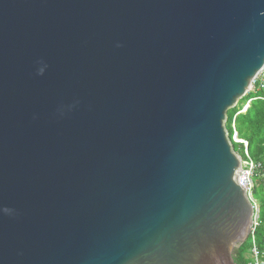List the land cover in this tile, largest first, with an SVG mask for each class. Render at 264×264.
Instances as JSON below:
<instances>
[{
	"label": "water",
	"instance_id": "95a60500",
	"mask_svg": "<svg viewBox=\"0 0 264 264\" xmlns=\"http://www.w3.org/2000/svg\"><path fill=\"white\" fill-rule=\"evenodd\" d=\"M263 69L264 0H0V264H236Z\"/></svg>",
	"mask_w": 264,
	"mask_h": 264
},
{
	"label": "trees",
	"instance_id": "16d2710c",
	"mask_svg": "<svg viewBox=\"0 0 264 264\" xmlns=\"http://www.w3.org/2000/svg\"><path fill=\"white\" fill-rule=\"evenodd\" d=\"M262 85L263 82L260 79L255 82L253 92L240 101L235 109L228 112L226 124L234 151L241 152L244 157V146L233 142L235 130L238 140L248 144L249 157L258 167L253 177L252 191V199L259 209L258 226L254 235L235 253L236 264H249L251 239L254 240L260 253L264 254V88ZM246 106L248 109L243 113Z\"/></svg>",
	"mask_w": 264,
	"mask_h": 264
},
{
	"label": "built area",
	"instance_id": "2783aa9c",
	"mask_svg": "<svg viewBox=\"0 0 264 264\" xmlns=\"http://www.w3.org/2000/svg\"><path fill=\"white\" fill-rule=\"evenodd\" d=\"M260 81L263 82L262 88H264V69L259 75ZM257 165L253 162L245 163L244 168L242 170V174L239 177V183L241 187L246 191V193L251 197V192L253 188L252 178L254 176L255 170L257 169ZM258 219L254 220V225L252 228V232L250 234V237L254 235L255 229L258 226ZM249 237V239H250ZM251 248L250 253L248 256V260H250L249 264H264V254L260 253V250L256 246L253 239H251Z\"/></svg>",
	"mask_w": 264,
	"mask_h": 264
},
{
	"label": "clouds",
	"instance_id": "9594fccd",
	"mask_svg": "<svg viewBox=\"0 0 264 264\" xmlns=\"http://www.w3.org/2000/svg\"><path fill=\"white\" fill-rule=\"evenodd\" d=\"M258 78H259V76H258ZM256 79V81L257 80H259V79ZM255 81V82H256ZM255 82L253 83V87H254V84H255ZM252 87V90H251V92H253V90H254V88ZM250 92V93H251ZM248 109V106H246L245 107V109H244V111H243V113H245L246 112V110ZM227 124V123H226ZM235 126H234V124H233V128H234ZM233 142L234 143H236V144H240V145H243L244 146V157H240L239 155V159H240V162H241V169L243 170V168H244V165H245V163H248V162H253L254 163V161L249 157V153H248V144L245 142V141H241V140H238V137H237V133L235 132V130H234V137H233ZM232 144V143H231ZM234 150V149H233ZM235 152V151H234ZM236 153V152H235ZM254 176H255V173H254ZM253 176V177H254ZM240 177V176H239ZM252 183H253V178H252ZM253 187H254V183H253ZM252 191H253V188H252ZM246 192V191H245ZM247 196L249 197V199H250V201H251V203L253 204V206H254V219H253V223H254V220L255 219H259V209H258V206H257V204L253 201V199H252V192H251V197L247 194ZM258 221V220H257ZM253 228V227H252ZM251 232H252V230H251ZM250 237V236H249ZM248 241V240H247ZM249 256V255H248Z\"/></svg>",
	"mask_w": 264,
	"mask_h": 264
},
{
	"label": "rangeland",
	"instance_id": "374dc122",
	"mask_svg": "<svg viewBox=\"0 0 264 264\" xmlns=\"http://www.w3.org/2000/svg\"><path fill=\"white\" fill-rule=\"evenodd\" d=\"M237 155H239L240 157H242V153L241 152H237Z\"/></svg>",
	"mask_w": 264,
	"mask_h": 264
}]
</instances>
